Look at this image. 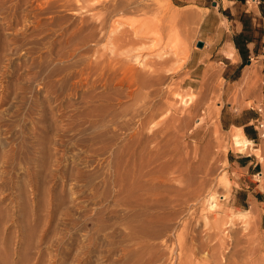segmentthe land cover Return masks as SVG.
<instances>
[{
	"label": "rangeland",
	"instance_id": "374dc122",
	"mask_svg": "<svg viewBox=\"0 0 264 264\" xmlns=\"http://www.w3.org/2000/svg\"><path fill=\"white\" fill-rule=\"evenodd\" d=\"M2 1L0 264H147L146 257L145 261L135 257L147 254L146 246L154 248L152 252L162 264H193V259L194 264H203L211 255L202 251V243L217 242L213 238L216 221L233 222L227 234L230 244L247 240L258 228L264 234V204H244L235 197L241 173L228 161L231 149L238 155L248 154L254 152L253 143L250 151L239 152L229 136L234 129L223 127L220 120L223 110L264 108V52L251 62L256 71L252 77L255 91L247 95L244 78L229 80L224 65L210 53L203 26L209 10L196 3ZM205 3L212 8L211 0ZM250 5L256 9L255 3L250 1ZM203 39H207V47L197 45ZM212 70L219 73L215 79L220 89L204 100L200 93L203 78ZM137 73L152 78L155 85L152 82L154 87L140 92L133 101L125 92L128 82L139 78ZM145 105L157 115L146 113ZM113 114L120 115L122 123L109 128L112 144L95 142L94 136L103 128L83 130L84 120L95 124ZM145 114L154 120L141 131L138 128ZM255 153L264 160L263 147ZM116 163L125 168L130 181L140 185L142 192L137 188V196L144 197L145 192L151 196L147 195L150 199L143 209L130 207L129 211L118 205L112 170ZM145 167L154 173L150 178L146 175L147 179L141 174ZM193 179L198 183L200 201H189V211L181 210L187 203L173 208L179 190ZM212 195L217 200L214 210L210 209ZM174 211L183 215L178 212L175 219ZM164 216L175 221L167 220L170 230L156 227L158 237L134 231L143 221L154 219L156 225L157 217ZM146 240L151 241L143 243ZM122 242H129L126 247L135 253L130 249L133 253L129 254V248L126 252ZM186 244L195 251L194 258L190 250L183 255L190 247ZM230 253L231 247L226 251L227 256ZM262 259L259 263L254 257L253 264H264Z\"/></svg>",
	"mask_w": 264,
	"mask_h": 264
},
{
	"label": "crops",
	"instance_id": "0c3cea01",
	"mask_svg": "<svg viewBox=\"0 0 264 264\" xmlns=\"http://www.w3.org/2000/svg\"><path fill=\"white\" fill-rule=\"evenodd\" d=\"M173 1L179 6L196 3L200 8L209 10L203 26L210 39V53L216 55V61L224 65V76L234 82L244 78L243 81L247 83L245 92L252 95L255 91L252 77L256 71L251 62L264 52V0L255 2L256 9L251 7L248 0H211L212 8L206 5L205 0ZM202 41L207 47V39ZM253 110L247 107L240 111L223 110L220 120L223 127L234 129L229 136L237 131L250 141V149L239 152L250 151L253 143L254 152L241 155L232 149L229 152V164L241 173V187L240 191L236 190L235 197L241 198L244 204L253 201L264 204V160L255 153L264 148V139H260L254 126L259 114Z\"/></svg>",
	"mask_w": 264,
	"mask_h": 264
},
{
	"label": "bare ground",
	"instance_id": "6f19581e",
	"mask_svg": "<svg viewBox=\"0 0 264 264\" xmlns=\"http://www.w3.org/2000/svg\"><path fill=\"white\" fill-rule=\"evenodd\" d=\"M1 1L2 0H0V4L1 5H3L4 3H1ZM3 2V1H2ZM251 3H252V1H251ZM109 4V3H108ZM252 5V4H251ZM254 5V4H253ZM1 7V6H0ZM145 22V21H144ZM136 24V23H135ZM135 26V25H134ZM133 27V26H132ZM138 28V27H137ZM149 28V27H148ZM115 29V28H114ZM117 29V28H116ZM115 29V30H116ZM115 30H113V31H111V32H115ZM145 31H146V33L148 32L146 29H145ZM150 31V30H149ZM152 32V31H151ZM158 33V32H157ZM129 34V33H128ZM133 34V33H132ZM149 34V33H148ZM80 35V34H79ZM129 35H131V33L129 34ZM134 35V34H133ZM141 35V34H140ZM124 36V35H123ZM122 36V37H123ZM79 37V36H78ZM127 37V36H126ZM134 37V36H133ZM130 38V37H129ZM137 38V37H136ZM135 38V39H136ZM133 39V38H132ZM81 40V39H80ZM121 40V39H120ZM120 40H119V42H120ZM122 40L123 41H126V40H124L123 38H122ZM130 40H131V38H130ZM129 40V41H130ZM123 41H121V42H123ZM82 42H83V40H82ZM131 43V42H130ZM130 43H129V45H130ZM160 58V57H159ZM162 59H164V58H162ZM140 64V63H139ZM146 64V63H145ZM144 64V65H145ZM143 65V66H144ZM154 65V64H153ZM113 71V70H112ZM147 71V70H146ZM149 71V70H148ZM153 71V70H152ZM114 72V71H113ZM134 73V72H133ZM132 73V75H131V77L133 76V75H135V74H133ZM140 73H142V72H139V74ZM145 73V72H144ZM143 73V74H144ZM148 73V72H147ZM154 74V73H153ZM142 75V74H141ZM141 75H139V76H141ZM147 75H149V73L147 74ZM152 75V74H151ZM151 75H149L150 77H153V76H151ZM217 75H219V73L217 72V71H214V70H212V71H210V72H208L207 74H206V76L203 78V86H202V90H201V96L204 98V100L205 99H208V96H211L212 94L211 93H213V92H217V90H219L220 89V84H218L217 83V80L215 79V77H219V76H217ZM137 76H138V73H137ZM138 76V77H139ZM128 78V77H127ZM126 78V79H127ZM135 78V77H134ZM137 78V77H136ZM131 79V81L130 82H128V85H127V87H126V98H130V99H132L133 100V98L138 94L139 95V93L140 92H142V91H144V90H146V89H150L153 85H155L154 83L155 82H153L151 79L152 78H147L145 75L144 76H142V77H139V78H137V79ZM154 79V78H153ZM214 80H216V82H214ZM108 82V81H107ZM152 82H153V85H152ZM125 84H127V83H125ZM154 87V86H153ZM152 87V88H153ZM153 92V91H152ZM123 93V92H122ZM121 93V94H122ZM149 93V92H148ZM150 94V93H149ZM211 94V95H210ZM125 95H123V96H125ZM135 99V98H134ZM118 101V100H117ZM134 101V100H133ZM200 101H202L201 99H200ZM151 103V102H150ZM166 104V103H165ZM134 105V104H133ZM156 105V104H155ZM146 106V105H145ZM153 106H154V104H153ZM156 107V106H155ZM144 108H146V113H147V111L148 112H150V110H153V108L151 109V107L149 106V105H147L146 107H144ZM156 109V108H155ZM161 109V108H160ZM155 111V110H154ZM153 112V111H152ZM150 112L151 114H156L157 115V113L155 112ZM111 114H112V112H110ZM144 113V112H143ZM109 114V113H108ZM138 114H140V113H138ZM81 115H83V114H81ZM80 115V116H81ZM104 115V114H103ZM124 115V114H123ZM155 115V116H156ZM84 116V115H83ZM83 116H81L82 118H83ZM88 116H90V114H88V115H86L85 117L86 118H88ZM125 116V115H124ZM139 116H142L141 114L139 115ZM144 117H141V124H140V128H138V129H140L141 131L142 130H145L144 128L146 127V126H148L149 124L151 125V120H154L153 119V117H152V115H149V114H145V115H143ZM80 117V118H81ZM81 118V119H82ZM80 120V119H79ZM100 120V119H99ZM173 120L175 121V119L173 118ZM126 121V120H125ZM138 122H140V121H138ZM199 122H201V120H199ZM122 123V118L120 117V115L118 116L117 114L116 115H111V116H103L102 117V120L100 121V122H98V123H90L89 125L87 124V121L86 120H84V124L85 125H83V127L85 126V128H83V130H91V129H94V130H98L99 131V129L101 130V128H103V130L104 131H102L101 133H99V132H97V134L94 136V140H95V142H99V141H101L100 143H102V141L103 142H105L106 143V141H107V144L108 145H110V144H112V141L110 142L109 140H108V136H109V128L111 129V128H113L115 125H119V124H121ZM139 124V123H138ZM78 126V125H77ZM120 126V125H119ZM118 126V127H119ZM80 127V126H79ZM78 127V128H79ZM116 127V126H115ZM135 128L136 127H134V129L133 130H135ZM169 128V127H168ZM167 128V129H168ZM114 129H120V128H114ZM114 129H113V131H114ZM139 130V131H140ZM80 131V130H79ZM140 131V132H141ZM80 132H82V131H80ZM84 132V131H83ZM86 132V131H85ZM84 132V133H85ZM146 132V131H145ZM99 133V134H98ZM135 133V132H134ZM143 134H144V132H143ZM146 134V133H145ZM113 135H115V134H113ZM139 135H140V133H139ZM149 135V134H148ZM155 135V134H154ZM137 136H138V134H137ZM157 136V135H156ZM156 136H154L155 138H156ZM158 136H159V134H158ZM111 137H113V136H111ZM115 137V136H114ZM113 137V138H114ZM139 137V136H138ZM138 137H137V139H138ZM134 138V137H133ZM158 138V137H157ZM141 139H142V135H141ZM150 138H148V141H150L149 140ZM154 138H152L151 140H153ZM156 140V139H155ZM231 140H232V145L235 147V148H238V150H241V151H245V150H248V148H249V145H250V141H248L246 138H245V136H243L242 134H239L237 131H235V132H233V134H232V137H231ZM151 143V142H150ZM103 144V143H102ZM114 144V143H113ZM148 144V143H147ZM161 143H159L158 145H160ZM161 150V149H160ZM162 153V152H161ZM163 154V153H162ZM159 156V155H158ZM167 155L165 154V157H166ZM164 158V157H163ZM165 159V158H164ZM150 162V161H149ZM149 162L147 163V164H149ZM150 163H152V162H150ZM165 163V162H164ZM161 164V163H160ZM167 164V163H166ZM142 165H144V164H142ZM163 165V164H162ZM147 166H150V165H147ZM151 166H152V164H151ZM168 166H173V165H171V163H170V165L168 164ZM141 167H143V166H141ZM170 168V167H169ZM144 169H147L146 167L145 168H143V171H142V173L141 174H143V175H145V177H142L143 179L145 178V179H147L148 177L150 178L151 176L149 175L150 173H152V174H154L153 172H150L149 173V170L147 169V170H145V172H144ZM149 169H151V168H149ZM113 171H114V179H113V183H114V189H115V192H116V196H117V202L119 203H117L118 205H120V204H122V206L123 207H129V211H130V207H132V208H134L133 210H135V207H141L142 205H146L147 203H148V200L147 199H150L149 197H147V195L148 196H150L149 195V193L148 192H150V191H148L147 193V195H146V192L145 191H143V192H145L144 194L146 195V197H145V195H144V197L143 196H140V195H142V194H139L138 196L136 195L137 194V188H138V186H140V185H138L137 186V184H135V182H132V181H130L129 180V178H128V176H127V173H126V171H125V168H122L121 167V165L120 164H118V163H116L115 165H114V167H113V169H112ZM142 170V169H141ZM154 170V169H153ZM153 170H151V171H153ZM138 171V170H137ZM197 171V170H196ZM132 173V172H131ZM137 173H139V172H137ZM136 173V174H137ZM130 174V173H129ZM146 175H149L148 177L146 176ZM134 176V175H133ZM132 176V177H133ZM136 176V175H135ZM138 176V175H137ZM192 176V175H191ZM130 177V176H129ZM139 177V176H138ZM137 177V178H138ZM194 177V176H193ZM135 178V177H134ZM153 178V177H152ZM152 178H151V180H152ZM157 179V178H156ZM156 179H154V180H156ZM188 179V178H187ZM136 180V179H135ZM149 180V179H148ZM161 180H162V178H161ZM168 180V179H167ZM143 181V180H142ZM171 181V180H170ZM111 182H112V180H111ZM154 182V181H153ZM159 182H160V180H159ZM169 182V181H168ZM189 182V183H188ZM187 182V186L185 187V189H183V187H182V189L181 190H179L180 191V193H179V195L177 196V195H175V196H177V197H179L178 199H176V200H174L175 201V203L177 202V204H174V206H173V208L175 207V205H176V207L178 206H180V205H184L185 203H187V206H186V208H184V209H181L183 212L184 211H186V209L188 210V209H190L191 207H190V205H189V201H191V200H194V201H192V202H198V201H200L199 200V198H200V190H199V188H197L198 186H196L198 183L196 182H194V179H193V181L192 180H189ZM113 183H112V186H113ZM152 182H150V184H151ZM166 183V182H165ZM207 183V182H206ZM138 184H139V181H138ZM145 186H146V183H145V181H144V183H143ZM147 184H148V182H147ZM183 184V183H182ZM144 185H142L143 186V189L144 190H147V186L146 187H144ZM164 185V184H163ZM153 186V185H152ZM194 186H195V189H193L194 188ZM146 188V189H145ZM150 188V187H149ZM112 189H113V187H112ZM113 189V190H114ZM159 189V188H158ZM186 189L188 190V192H186ZM138 190L140 191L141 189L140 188H138ZM149 190V189H148ZM152 191V190H151ZM173 191V190H172ZM176 191V190H175ZM211 191V190H210ZM141 192H142V190H141ZM153 192V191H152ZM151 192V193H152ZM159 193V192H158ZM115 194V193H114ZM162 195V194H161ZM214 195V194H213ZM212 195V197H211V205H210V209L211 210H214L216 207H217V200H216V198L214 197ZM153 196V195H152ZM210 196H211V194H210ZM129 197H130V199H129ZM151 197V196H150ZM116 201V200H115ZM150 201V200H149ZM157 201V200H156ZM155 203V202H154ZM171 203V202H170ZM178 204H180V205H178ZM125 205V206H124ZM148 205V204H147ZM150 205V204H149ZM154 205V204H153ZM156 205V204H155ZM171 205V204H170ZM173 205V204H172ZM186 205V204H185ZM196 206V205H195ZM131 208V209H132ZM142 209H143V207H141ZM145 208V207H144ZM128 209V208H127ZM138 209V208H137ZM140 209V208H139ZM175 209H177V208H175ZM132 210V211H133ZM147 210H149V209H147ZM174 210V209H173ZM192 210H193V207H192ZM189 211V210H188ZM194 211V210H193ZM178 212H180L181 213V215H183L182 213L183 212H181V211H174L173 213H172V217H174L175 219H177V217L179 218V214L180 213H178ZM139 214V213H138ZM141 214H142V212H141ZM145 215V214H144ZM139 217V216H138ZM148 216H146V218H147ZM156 217V216H155ZM154 217V218H155ZM168 217V218H167ZM171 217V218H172ZM140 218H142V217H140ZM145 218V217H144ZM145 218V219H146ZM158 218V220H156L155 222V224L156 225H153L154 224V219H153V221L152 220H149L148 221V223H147V221L146 222H142V224L140 225V226H138L139 224H140V222H139V218H138V220H136V221H138V227L136 228L135 227V229L136 230H134V231H137V233H142V235L143 236H146V237H153V236H157L158 237V233H159V231H157L156 230V227H158V226H160V227H162V226H164V227H162V229L163 228H165L166 230H170V229H172V226H169V225H167V222L169 221V220H171L170 218H169V216H164V217H161V218H159V217H157ZM217 218V217H216ZM147 219H149V218H147ZM169 219V220H168ZM143 220V219H142ZM168 220V221H167ZM172 221V220H171ZM173 221H175V220H173ZM172 221V222H173ZM169 223V222H168ZM134 225V224H133ZM133 225H132V227H130L131 229L133 228ZM211 225H213L212 224V222H211ZM135 226V225H134ZM186 226V225H185ZM233 226V222H226V223H220V222H218V221H216L215 223H214V225H213V230H214V235H213V238L215 237V240H217V242H212V241H209V243H207V244H205V242L204 241H202V240H200L201 241V243L202 242H204V243H202V251L204 252V251H208V253L211 255V256H209V257H211L210 259L208 258V259H203V260H205L204 262H203V264H253V261H255L254 260V257H257V258H259V263L261 262V260H263L262 258L264 257V234H262V233H260V231L258 230V229H255L256 231H254L253 230V234H251V233H249V235L247 236V240H241L240 242H235V243H233V244H230V243H228L230 240H231V238L229 239V235H227L228 233H230L229 232V228H231ZM102 227H103V225H102ZM129 228V227H128ZM129 228V229H130ZM108 229V228H107ZM106 228H105V230H107ZM129 229H128V231H129ZM158 229V228H157ZM161 230V229H160ZM228 230V231H227ZM134 231H132V232H134ZM130 232V231H129ZM170 232V231H169ZM134 234H136V233H133V235ZM130 235H131V233H130ZM141 235V234H140ZM139 235V236H140ZM160 235H161V233H160ZM127 236H128V233H127ZM132 236V235H131ZM134 237H136L135 235H134ZM142 237V236H141ZM210 238H212V235H210L209 236ZM127 238V237H126ZM129 238V237H128ZM210 238H209V240H210ZM134 241H137V239L135 240V238H132ZM149 239H152V238H149ZM192 239L193 240H196V236H193L192 237ZM142 240V239H141ZM148 240V239H147ZM144 241L143 243H146V242H149V241H151V240H149V241ZM212 240V239H211ZM214 239H213V241H215ZM129 241V240H128ZM139 241V240H138ZM137 241V242H138ZM199 241V240H198ZM192 242H194V241H191V244H193ZM212 242V243H211ZM123 243V242H122ZM194 243H196V242H194ZM124 244V243H123ZM126 244V245H125ZM124 245H125V247L124 248H129V251H128V249L126 250V252L128 251V253L129 254H131V253H133L134 252V249L132 250L131 249V247H126L128 244H129V242H128V244H127V242L125 243ZM133 244H135V243H133ZM139 244H141L140 242H139ZM138 244V245H139ZM147 244V243H146ZM146 244H145V246H146ZM184 244V243H183ZM198 244V243H197ZM205 244V245H204ZM189 246H190V244H188ZM188 245L186 244L185 245V247H188ZM199 245H201V244H199ZM123 246V245H122ZM121 246V247H122ZM136 246H137V244H136ZM139 246H141V245H139ZM173 246V245H172ZM183 246V245H182ZM182 246H179L180 248L182 247ZM135 247V246H134ZM143 245H142V249H143ZM147 247V251H145V253H147V254H144L143 256H140V257H138V255L136 256L135 255V257H137V258H144L143 260L145 261V259L147 258V261H146V263L147 264H153V263H155V262H157V261H161V262H163L162 260H160L161 258H159V260H158V258H157V256L155 257L154 256V253L152 252V250L154 249L153 247H151V246H146ZM200 247V246H199ZM231 247V250H232V253H230L231 255H232V257H231V255L230 256H227V254H226V251L229 249ZM173 248H174V250H175V247L173 246L172 247V249H171V251H173ZM183 248V247H182ZM181 248V249H182ZM122 249V248H121ZM133 251V252H131V250ZM137 249V248H136ZM146 249V248H145ZM169 249V248H168ZM192 249H193V246H192ZM123 250V252H124V250L125 249H122ZM121 250V251H122ZM170 250V249H169ZM186 250H190V252H188L193 258H194V256H196L195 254V251L194 250H192L193 251V253H195V254H193L192 252H191V246L189 247V249H184V251L186 252ZM196 250V249H195ZM138 251H139V249H138ZM181 251V250H180ZM230 251V250H229ZM126 252H124L126 255H127V253ZM144 253V251H141V253ZM168 252V251H167ZM174 252V251H173ZM184 252V253H185ZM187 252H186V254H183L184 256H187L188 254H187ZM135 253V252H134ZM139 253H140V251H139ZM140 253V254H141ZM172 253V252H171ZM181 253H183L182 251L180 252V258H182V254ZM202 253V252H201ZM204 254V253H203ZM206 254V253H205ZM204 254V255H205ZM157 255H158V253H157ZM179 255V254H178ZM235 255L238 257V258H236L235 257ZM128 256V255H127ZM132 255H130V257H131ZM183 256V259L184 258H187V257H184ZM189 257L188 256V258H192V257ZM134 257V256H133ZM134 257V258H135ZM146 257V258H145ZM161 257H163L162 255H161ZM206 256H204V258H205ZM231 257V258H230ZM233 257H235V259H233V260H231ZM136 258V259H137ZM165 257H163V259H164ZM192 258V259H193ZM120 259H121V257H120ZM125 259V258H124ZM131 259V258H130ZM129 259V260H130ZM133 259V258H132ZM131 259V260H132ZM192 259H190L191 260V262H192ZM237 259V260H236ZM128 260V261H129ZM130 260V261H131ZM134 260V259H133ZM138 260V259H137ZM179 260V259H178ZM186 260V259H185ZM188 260V259H187ZM123 261V260H122ZM143 261V262H144ZM184 261V260H183ZM126 262V261H125ZM133 262H135V261H133ZM138 262V261H137ZM141 262H142V260H141ZM142 262V263H143ZM160 262V263H161ZM166 262V261H165ZM170 262V261H169ZM187 261H185V263H186ZM190 262V261H189ZM140 263V262H139ZM138 263V264H139ZM174 263V262H173ZM185 263H183V262H180L179 264H185ZM188 263V262H187ZM186 263V264H187ZM193 264L195 263L194 262V259H193V262H192ZM56 264V263H55ZM61 264V263H60ZM63 264V263H62ZM123 264H124V262H123ZM126 264V263H125ZM132 264V263H131ZM145 264V263H144ZM162 264V263H161ZM167 264V263H166ZM198 264V263H197Z\"/></svg>",
	"mask_w": 264,
	"mask_h": 264
},
{
	"label": "built area",
	"instance_id": "2783aa9c",
	"mask_svg": "<svg viewBox=\"0 0 264 264\" xmlns=\"http://www.w3.org/2000/svg\"><path fill=\"white\" fill-rule=\"evenodd\" d=\"M248 1H252L253 3H255L257 0H248ZM257 111L259 114V119L256 120L254 126L258 132V136L260 137V139H264V108L259 107Z\"/></svg>",
	"mask_w": 264,
	"mask_h": 264
},
{
	"label": "water",
	"instance_id": "95a60500",
	"mask_svg": "<svg viewBox=\"0 0 264 264\" xmlns=\"http://www.w3.org/2000/svg\"><path fill=\"white\" fill-rule=\"evenodd\" d=\"M197 45H198L199 47H203V46L205 45V43H204L203 41H198Z\"/></svg>",
	"mask_w": 264,
	"mask_h": 264
}]
</instances>
